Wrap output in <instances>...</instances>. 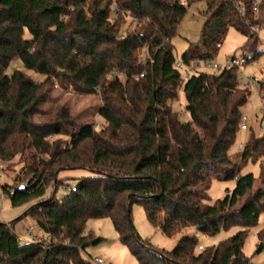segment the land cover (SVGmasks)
Returning <instances> with one entry per match:
<instances>
[{"label":"trees","instance_id":"16d2710c","mask_svg":"<svg viewBox=\"0 0 264 264\" xmlns=\"http://www.w3.org/2000/svg\"><path fill=\"white\" fill-rule=\"evenodd\" d=\"M205 1L200 41L179 56L172 40L188 11L184 0H0V161L21 155L25 163L22 183L5 184L3 192L12 206L27 205L17 218L0 219V264H92L83 251L103 238L87 234L86 223L103 217L113 220L140 264H255L243 246L264 212V164L256 190L254 173L241 169L264 154V134L252 132L238 160L230 153L251 90L240 84L236 67L184 80L176 62L212 60L231 27L252 41L248 62L257 59L264 52L256 32L264 27V0ZM15 59L44 79L23 69L9 74ZM55 81L100 94L106 124H79L66 106L37 121ZM181 89L187 122L171 105ZM59 135L69 138H53ZM74 168L93 174L57 198L52 190L64 184L60 172ZM234 178L232 191L208 202L213 179ZM135 203L168 236L182 234L173 249L139 234ZM23 216L47 238L24 243L14 229ZM233 225L243 228L198 249V233ZM190 227L195 231L184 232Z\"/></svg>","mask_w":264,"mask_h":264},{"label":"rangeland","instance_id":"374dc122","mask_svg":"<svg viewBox=\"0 0 264 264\" xmlns=\"http://www.w3.org/2000/svg\"><path fill=\"white\" fill-rule=\"evenodd\" d=\"M191 1V2H189ZM189 3L188 11L182 18L178 29L177 35L173 38L176 53L181 56L189 43L200 41L203 24L206 20L205 11L207 3L205 0H184ZM128 19L127 24H129ZM258 37V48L264 50V27H261ZM252 41H249L248 36L238 31L236 28L231 27L227 36L221 45L217 54L212 58V62L224 66L228 60L234 56H242L249 53L248 48ZM16 69H23L31 74L36 80L44 79V75L37 73L32 69H27L23 66L20 59L13 60L7 68L9 74L13 73ZM202 71L216 72L218 70L211 68H204ZM240 74L256 77L259 81L264 82V52L255 60L249 61L239 71ZM251 95L249 101L243 106V114L248 117V124L256 134H260V117L261 108L264 104V96L260 93V85L250 88ZM102 105L100 94H82L75 92L71 88L62 86L58 81L51 87V97L43 105V114L36 116L37 121H48L54 116L59 108L64 106L68 107L79 124L89 125L96 124L99 129L104 126L105 120L100 115L99 109ZM172 108L179 114V118L183 122L191 119L190 113L187 109L186 94L183 89L179 91L178 97L171 102ZM252 130H241L238 133L236 142L230 149L232 158L238 160L236 154L242 149L241 144H245ZM53 138H69L67 135H59ZM261 161L264 164V154L257 160L250 159L242 166L241 173L253 172L256 177L254 190L259 186V176L261 172ZM25 163L21 155H18L11 161H0V219L3 221H11L25 211L27 205L23 207H14L11 205L9 198L3 192V185L15 186L21 184V179L25 177L22 172ZM93 173L88 169L74 168L65 169L60 172V177L64 179V184L52 190L55 196L59 199L63 198L69 193L70 189L74 187L81 177L90 176ZM19 176H21L19 178ZM236 185V179L218 180L213 179L207 188L208 202H213L217 199L226 196L227 191H232ZM51 189L49 190V193ZM246 198V197H245ZM243 199V201L245 200ZM239 203L238 206L241 205ZM132 217L134 224L139 234L151 242L155 247L171 250L173 249L181 237V233L175 236H168L160 228L151 224L147 218L145 209L142 205L135 203L132 206ZM30 226H34L31 237L34 240H44L47 235L38 226L32 217H24L14 224V229L20 238L27 235V230ZM241 225H233L230 228L222 229L214 235L198 233L199 242L205 247H210L219 244L221 241L229 238L237 231L242 229ZM86 233H92L95 237L103 238L97 244L87 247L83 251L84 257L89 259L92 264H98L96 257H101L106 264H140L136 257L131 253L130 249L122 243L120 235L110 217L103 218H90L86 223ZM194 228H187L184 232L192 233ZM264 212L261 214L258 222L251 226L248 230L247 237L244 242L243 251L245 255L251 258L255 264H264V247L258 251V246L261 242L264 243ZM22 239V238H21Z\"/></svg>","mask_w":264,"mask_h":264},{"label":"built area","instance_id":"2783aa9c","mask_svg":"<svg viewBox=\"0 0 264 264\" xmlns=\"http://www.w3.org/2000/svg\"><path fill=\"white\" fill-rule=\"evenodd\" d=\"M260 27L256 28V32L259 33ZM248 54L244 53V55L242 56H234L232 58H230L228 60V62L222 66L218 63H214L212 62V60H206V61H202V60H195L193 62H191L190 64L185 65L184 62L178 58L177 62H176V66L178 68L183 69V77L184 80H188L191 76L192 73H198L200 71H202L204 68H211V69H215V70H223V69H230L233 67H236L238 69V71H240V69H242V67L248 63ZM240 74V73H239ZM144 74L142 73L141 76H143ZM262 83L261 81H259L256 77L253 76H245L243 74H240V84L244 87H254V86H258L260 85V93L262 96H264V89H262ZM248 117L246 115H242L241 118V124H240V129L241 130H248L251 129L252 132H254V130L252 129V126H249L248 124ZM260 134H264V104L261 108V117H260ZM244 144H241L240 147L241 149L243 148ZM34 230V226H30L29 229L27 230V235L26 236H22V240L24 243H29L31 241H33L34 239L31 237L32 233ZM21 236V235H20ZM204 245L203 244H199L198 245V249H203ZM96 262L98 264H106L105 261L103 260V258L101 257H96Z\"/></svg>","mask_w":264,"mask_h":264},{"label":"water","instance_id":"95a60500","mask_svg":"<svg viewBox=\"0 0 264 264\" xmlns=\"http://www.w3.org/2000/svg\"><path fill=\"white\" fill-rule=\"evenodd\" d=\"M59 73H60L61 75H64V74H65V72H64V71H59Z\"/></svg>","mask_w":264,"mask_h":264}]
</instances>
